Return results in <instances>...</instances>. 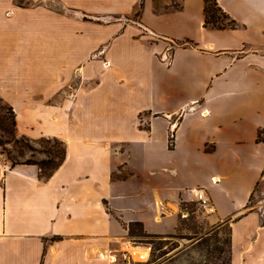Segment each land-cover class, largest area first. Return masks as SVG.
I'll return each mask as SVG.
<instances>
[{"label": "crops", "instance_id": "obj_1", "mask_svg": "<svg viewBox=\"0 0 264 264\" xmlns=\"http://www.w3.org/2000/svg\"><path fill=\"white\" fill-rule=\"evenodd\" d=\"M0 0L15 133L64 142L48 179L0 159V264H113L128 225L168 236L204 188L231 264H264L248 202L264 170V0ZM169 55V58H168Z\"/></svg>", "mask_w": 264, "mask_h": 264}, {"label": "trees", "instance_id": "obj_2", "mask_svg": "<svg viewBox=\"0 0 264 264\" xmlns=\"http://www.w3.org/2000/svg\"><path fill=\"white\" fill-rule=\"evenodd\" d=\"M204 25L216 29H234L236 27L235 22L230 19L226 13L217 5L216 0H204ZM0 102H3L0 98ZM4 105H6L4 103ZM7 106V105H6ZM6 110V111H4ZM8 116L10 118L8 119ZM0 131L8 137L7 143H12L20 148L26 147L32 152H37V148L30 145L29 142H33L25 137H17L15 133V116L10 107H4L0 104ZM38 141L50 143L54 141L59 147L49 145L42 152L46 155V159L42 160H27L25 162H11V165L26 164L34 165L39 169V177L41 179H48L52 176L62 164L65 157V147L62 140L56 138H40ZM257 141L264 142V129H261L257 133ZM37 142V141H35ZM2 143L0 142V145ZM55 145V144H54ZM223 225L217 226V228L209 234V232L197 237L192 243L186 247V252L195 250L199 260L194 263L190 261L189 264H231L232 262V237H231V226H227L226 236L223 239L218 235ZM127 234L134 244L136 245H149L152 249V255L154 256L155 251H161L162 241H173V240H162L165 236H159L149 234L144 231L143 226L140 222H132L128 225ZM166 237L174 238L173 235ZM194 236H180V238L191 239ZM179 246L177 241L171 243L168 250L163 251L159 256L153 257L149 263L156 261L158 258L167 254L168 252L175 250ZM184 250V251H185ZM180 251V252H184ZM176 253H179L176 252ZM194 259V257H192Z\"/></svg>", "mask_w": 264, "mask_h": 264}, {"label": "rangeland", "instance_id": "obj_3", "mask_svg": "<svg viewBox=\"0 0 264 264\" xmlns=\"http://www.w3.org/2000/svg\"><path fill=\"white\" fill-rule=\"evenodd\" d=\"M158 2L159 7H163V1L162 0H156ZM1 105L4 107H7L4 105L3 102H0ZM6 111V110H4ZM8 119L10 116H8ZM0 142L2 143L0 145V152L2 154L1 158L4 161H7L9 164L11 162H25L27 160H42L46 159V155L42 152V150L46 149L49 145H53L56 147H59L57 143L54 141H51L50 143H45L37 140V142H29L31 146L37 148V152H32L30 149L26 147L20 148L19 146L8 142V137L0 131ZM55 144V145H54ZM248 210H253L255 212H258L262 220H264V170L262 172V175L257 183V185L254 188V192L252 193L250 197V201L248 202ZM187 211L189 212V215L186 218H183L180 215V222L178 229L170 234L175 236L174 238L171 237H164L162 240H173L171 241H162V249L161 251H155L154 256L152 255V249L149 245H136L133 242H131V246L133 248L146 250L147 256L143 259H137L135 258L130 251L127 252H120L116 255L113 264H189L190 261H193L196 263L199 258L195 250H190L189 252H186V247H188L194 239L197 237L203 235L204 233L209 232L211 234L216 228V226H210L205 219V215H203L200 211H198V208L196 205L189 203L187 206ZM223 225L224 228L221 229L219 232V236L221 239L226 236L227 232V226L230 225V221L224 222L222 224H219L218 226ZM180 236H194L191 239L186 238H180ZM174 241H177L179 243V246L167 254L163 255L162 257L158 258L156 261L149 263L150 260L153 257L159 256L163 251L168 250V248L171 246V243ZM185 250V251H184ZM179 253H176L178 252ZM184 251V252H180ZM194 257V259H192Z\"/></svg>", "mask_w": 264, "mask_h": 264}, {"label": "built area", "instance_id": "obj_4", "mask_svg": "<svg viewBox=\"0 0 264 264\" xmlns=\"http://www.w3.org/2000/svg\"><path fill=\"white\" fill-rule=\"evenodd\" d=\"M1 156L2 154L0 152V159ZM190 192L192 201L199 206V209L202 211V213L209 215L215 212L212 201L204 188H192Z\"/></svg>", "mask_w": 264, "mask_h": 264}, {"label": "bare ground", "instance_id": "obj_5", "mask_svg": "<svg viewBox=\"0 0 264 264\" xmlns=\"http://www.w3.org/2000/svg\"><path fill=\"white\" fill-rule=\"evenodd\" d=\"M128 250L137 259H143L147 256L146 250H141V249H137V248H133V247H129Z\"/></svg>", "mask_w": 264, "mask_h": 264}]
</instances>
